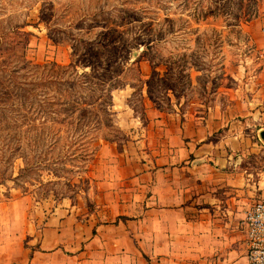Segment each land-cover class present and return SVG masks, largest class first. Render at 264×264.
<instances>
[{"label": "rangeland", "instance_id": "rangeland-1", "mask_svg": "<svg viewBox=\"0 0 264 264\" xmlns=\"http://www.w3.org/2000/svg\"><path fill=\"white\" fill-rule=\"evenodd\" d=\"M263 2L0 0V200L93 209L100 143L121 149L136 134L120 125L123 112L145 125L150 106L206 113L236 104L248 72L264 69L246 31ZM69 64L97 73L75 93L63 87L61 121L39 118L35 107L54 110L56 94L35 98L36 80Z\"/></svg>", "mask_w": 264, "mask_h": 264}, {"label": "crops", "instance_id": "crops-1", "mask_svg": "<svg viewBox=\"0 0 264 264\" xmlns=\"http://www.w3.org/2000/svg\"><path fill=\"white\" fill-rule=\"evenodd\" d=\"M264 49V2L246 24ZM261 65V64H260ZM226 109L161 112L92 160L93 209L0 200V264H251L247 211L264 197V69ZM135 130L137 132H135Z\"/></svg>", "mask_w": 264, "mask_h": 264}, {"label": "trees", "instance_id": "trees-1", "mask_svg": "<svg viewBox=\"0 0 264 264\" xmlns=\"http://www.w3.org/2000/svg\"><path fill=\"white\" fill-rule=\"evenodd\" d=\"M37 67H41V66L37 65ZM45 67L47 66H44V68ZM49 72L50 74L47 77L46 74L43 73L44 75L43 78L36 80L34 86V91L36 93L34 94V96L35 98H38L40 96L39 91L44 92V94L50 93V91L51 93H55L56 98L51 99V94H50V98H48V100L50 104H55L56 108L52 110L48 108L35 107V111H36V115L39 118L42 117L43 120L61 121L62 118L58 120L56 117L59 115L61 111L60 109H64V106L62 105L63 104L62 95L64 91L63 87L67 86L69 88V94H72L73 92L75 93L76 87H80V86L82 87L84 85L89 87L90 86L89 83H91V79L93 78L94 74L97 72L91 70L90 72L85 71L80 73L77 65L75 64H69L63 66L54 65V67L52 66ZM69 73H70L69 77L66 76ZM43 101L44 102L46 101V96L43 98ZM110 141H117V140L113 139Z\"/></svg>", "mask_w": 264, "mask_h": 264}, {"label": "built area", "instance_id": "built-area-1", "mask_svg": "<svg viewBox=\"0 0 264 264\" xmlns=\"http://www.w3.org/2000/svg\"><path fill=\"white\" fill-rule=\"evenodd\" d=\"M264 67V49L258 52ZM243 224L248 233V258L251 264H264V197L247 211Z\"/></svg>", "mask_w": 264, "mask_h": 264}, {"label": "water", "instance_id": "water-1", "mask_svg": "<svg viewBox=\"0 0 264 264\" xmlns=\"http://www.w3.org/2000/svg\"><path fill=\"white\" fill-rule=\"evenodd\" d=\"M262 136H263V138H264V131L262 132Z\"/></svg>", "mask_w": 264, "mask_h": 264}]
</instances>
